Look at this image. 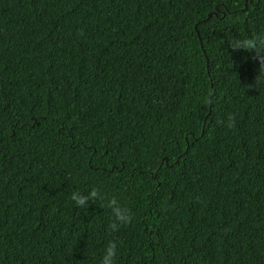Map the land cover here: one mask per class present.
Listing matches in <instances>:
<instances>
[{"label": "trees", "instance_id": "trees-1", "mask_svg": "<svg viewBox=\"0 0 264 264\" xmlns=\"http://www.w3.org/2000/svg\"><path fill=\"white\" fill-rule=\"evenodd\" d=\"M254 35L264 0H0V264H264Z\"/></svg>", "mask_w": 264, "mask_h": 264}, {"label": "clouds", "instance_id": "clouds-1", "mask_svg": "<svg viewBox=\"0 0 264 264\" xmlns=\"http://www.w3.org/2000/svg\"><path fill=\"white\" fill-rule=\"evenodd\" d=\"M231 48L234 51H245L249 53H255L256 59L258 58L259 64H260V71H264V36H253L251 38H245V39H234L229 42ZM235 126V116L229 115L228 117V123L227 127L229 129L233 128ZM71 199L76 203L79 207H86V201L87 200H93L95 201L97 199V192L96 190H92L87 196L80 195L79 192H74L72 194ZM116 201L112 200L111 204H115ZM114 222L110 224V227L115 229L117 223L119 224H128L131 222L132 217L128 215L127 209H124L123 211L119 208H114L112 213ZM116 243H111L106 251L107 256L103 259V264H114V262L111 260V257L116 255Z\"/></svg>", "mask_w": 264, "mask_h": 264}, {"label": "water", "instance_id": "water-1", "mask_svg": "<svg viewBox=\"0 0 264 264\" xmlns=\"http://www.w3.org/2000/svg\"><path fill=\"white\" fill-rule=\"evenodd\" d=\"M209 16H211V14Z\"/></svg>", "mask_w": 264, "mask_h": 264}]
</instances>
